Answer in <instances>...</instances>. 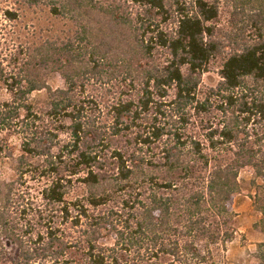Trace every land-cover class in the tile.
<instances>
[{"label": "trees", "instance_id": "16d2710c", "mask_svg": "<svg viewBox=\"0 0 264 264\" xmlns=\"http://www.w3.org/2000/svg\"><path fill=\"white\" fill-rule=\"evenodd\" d=\"M25 2L77 29L0 53V155L17 175L0 180V223L21 264L34 253L53 264H216L236 235L244 170L264 216V0ZM215 64L219 82L202 87ZM116 72L125 85L103 121L86 84ZM54 73L62 87L49 84ZM32 178L45 229L34 248L4 214L16 182ZM66 225L81 236L67 239Z\"/></svg>", "mask_w": 264, "mask_h": 264}, {"label": "rangeland", "instance_id": "374dc122", "mask_svg": "<svg viewBox=\"0 0 264 264\" xmlns=\"http://www.w3.org/2000/svg\"><path fill=\"white\" fill-rule=\"evenodd\" d=\"M76 29L73 21L53 15L47 5L31 6L25 0H0V53L6 59L11 54L18 53V49L22 46L27 48L47 39L61 40L72 35ZM217 66L215 64L213 69L202 75V87L215 86L219 82ZM49 84L53 88L64 85L57 73L52 74ZM124 85L121 84V72H116L111 80H107L105 76H97L86 84V93L94 97L104 111L103 121L108 119L106 111ZM44 94V91L37 92L31 97L38 100L39 97H44ZM65 137L66 135H62V138ZM116 144L125 145L126 139L121 137ZM12 165L11 160L0 155L1 181L17 180ZM251 178L252 174L247 170L240 174L243 187L233 198L234 209L237 213L234 220L236 235L226 250H215L216 264H259L260 258L264 256V216L254 206L255 190L250 184ZM42 185L41 181L34 178L16 182L10 203L6 202V207H4L8 223L20 233L25 247L34 248L43 245L41 241L34 242L38 233L44 234L45 231L37 221L41 206L40 190ZM82 192L83 189L78 185L73 188L71 195L76 196ZM1 205L4 206V202L0 201ZM29 227L33 228L32 235L25 232ZM63 229L67 234L66 238L71 241L81 236L80 227L66 225L63 226ZM104 241H107V244L112 243L111 238L104 239ZM68 251V257L74 259L81 257V253L74 250ZM37 254L34 253V258L30 261L31 264H53ZM23 258L22 249L6 235L4 227L0 223V264H21Z\"/></svg>", "mask_w": 264, "mask_h": 264}]
</instances>
